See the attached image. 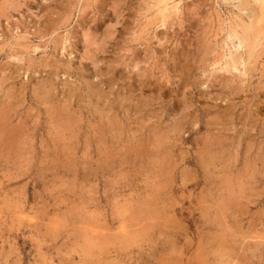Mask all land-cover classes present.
I'll use <instances>...</instances> for the list:
<instances>
[{"label": "rangeland", "instance_id": "1", "mask_svg": "<svg viewBox=\"0 0 264 264\" xmlns=\"http://www.w3.org/2000/svg\"><path fill=\"white\" fill-rule=\"evenodd\" d=\"M157 1L0 0V264H264V1Z\"/></svg>", "mask_w": 264, "mask_h": 264}, {"label": "bare ground", "instance_id": "2", "mask_svg": "<svg viewBox=\"0 0 264 264\" xmlns=\"http://www.w3.org/2000/svg\"><path fill=\"white\" fill-rule=\"evenodd\" d=\"M165 1L166 0H158L157 1V4L156 5H158V8L159 9H157V10H159V12L161 13V14H163V10H165L166 11V9H165ZM236 1V0H235ZM243 1L244 0H242V2L241 3H243ZM258 2H260V5L262 6V1H264V0H257ZM245 2V1H244ZM247 3V2H246ZM249 4V3H248ZM160 5H162V8L161 7H159ZM163 5H164V7H163ZM234 5V4H233ZM232 5V6H233ZM247 5V4H246ZM175 6V5H174ZM249 8V7H248ZM237 9V8H236ZM246 10H249V9H246ZM176 11V10H175ZM250 11V10H249ZM154 12V11H153ZM253 12V11H252ZM247 13V12H246ZM257 15V14H256ZM238 19V18H237ZM241 19V18H240ZM251 20V19H250ZM240 21V20H239ZM238 21V22H239ZM244 21V20H243ZM164 22V21H163ZM162 22V23H163ZM251 21H249V23H250ZM254 22V21H253ZM241 23V22H240ZM256 24V23H255ZM242 26V25H241ZM245 28V30H247L246 32L247 33H251L250 31H251V28L250 27H248L247 25L244 27ZM234 29V28H233ZM239 30V29H238ZM240 31V30H239ZM243 31V30H242ZM255 31H257V30H255ZM241 32V31H240ZM245 32V31H244ZM254 32V31H253ZM243 33V32H242ZM257 33V32H256ZM238 34V32H236L235 30H231V32H229V34L226 36V37H228V39H229V41H230V43H233V40H234V38L236 39V44L240 47L241 45H244V39H242V38H244V35H241V34H239V35H241V36H239V35H237ZM244 34V33H243ZM254 34V33H253ZM246 35V34H245ZM237 36H239V37H237ZM243 36V37H242ZM253 36H255V34L253 35ZM249 37V36H248ZM246 38V37H245ZM252 38V37H251ZM256 38V37H255ZM247 39V38H246ZM250 39V38H249ZM256 40V39H255ZM235 42V41H234ZM249 42V41H248ZM247 42V43H248ZM251 42V41H250ZM247 45V44H246ZM259 45V44H258ZM249 46V45H248ZM253 46V45H252ZM248 48H250V47H248ZM237 56H240V53H239V55H237ZM240 58H241V56H240ZM238 59H239V57H238ZM235 64V63H234ZM234 66V65H233ZM216 67V66H215ZM164 139V138H163ZM150 148V147H149ZM158 155V154H157ZM162 157V156H161Z\"/></svg>", "mask_w": 264, "mask_h": 264}]
</instances>
